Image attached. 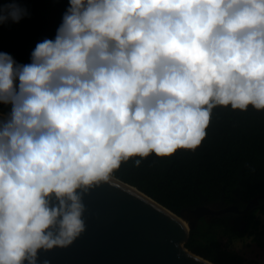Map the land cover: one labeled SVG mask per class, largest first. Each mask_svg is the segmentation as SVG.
Wrapping results in <instances>:
<instances>
[{"label":"clouds","instance_id":"clouds-1","mask_svg":"<svg viewBox=\"0 0 264 264\" xmlns=\"http://www.w3.org/2000/svg\"><path fill=\"white\" fill-rule=\"evenodd\" d=\"M30 63L0 52V264L85 230L123 162L204 140L214 108L264 110V0H68ZM27 14L0 2V24Z\"/></svg>","mask_w":264,"mask_h":264},{"label":"trees","instance_id":"trees-1","mask_svg":"<svg viewBox=\"0 0 264 264\" xmlns=\"http://www.w3.org/2000/svg\"><path fill=\"white\" fill-rule=\"evenodd\" d=\"M2 2V0H0ZM27 14L19 21L0 24V52L19 64L30 63L35 46L54 39L68 0H16ZM9 113L10 106L0 104ZM207 134L195 149H178L174 154L123 162L113 175L179 213L184 207L205 205L219 209L236 205L242 209L254 196L264 194V110L249 106L247 111L216 107L212 111ZM264 198L242 213L205 214L190 230L185 246L216 264H244L245 258L222 244L252 235L264 248ZM231 218L235 221L232 222Z\"/></svg>","mask_w":264,"mask_h":264},{"label":"water","instance_id":"water-1","mask_svg":"<svg viewBox=\"0 0 264 264\" xmlns=\"http://www.w3.org/2000/svg\"><path fill=\"white\" fill-rule=\"evenodd\" d=\"M259 198L264 194L242 209L198 205L177 213L112 175L110 182L94 186L83 197L86 230L67 247L40 250L37 264H216L185 246L190 230L205 214L245 212Z\"/></svg>","mask_w":264,"mask_h":264},{"label":"rangeland","instance_id":"rangeland-1","mask_svg":"<svg viewBox=\"0 0 264 264\" xmlns=\"http://www.w3.org/2000/svg\"><path fill=\"white\" fill-rule=\"evenodd\" d=\"M259 217L261 218L259 230H263L264 216L259 215ZM252 237V235L245 234L244 236L235 238L230 242H227L226 238L221 239V242L225 247L240 253L245 258L246 264H264V248L258 245Z\"/></svg>","mask_w":264,"mask_h":264},{"label":"flooded vegetation","instance_id":"flooded-vegetation-1","mask_svg":"<svg viewBox=\"0 0 264 264\" xmlns=\"http://www.w3.org/2000/svg\"><path fill=\"white\" fill-rule=\"evenodd\" d=\"M226 212H234V213H237L239 215V218H241L240 221H242V213L243 212H235V211H226ZM231 221L234 222L235 220L233 218H231Z\"/></svg>","mask_w":264,"mask_h":264},{"label":"built area","instance_id":"built-area-1","mask_svg":"<svg viewBox=\"0 0 264 264\" xmlns=\"http://www.w3.org/2000/svg\"><path fill=\"white\" fill-rule=\"evenodd\" d=\"M244 264H246V260H245ZM251 264H253V263H251Z\"/></svg>","mask_w":264,"mask_h":264}]
</instances>
